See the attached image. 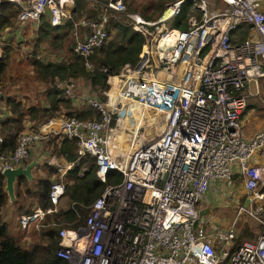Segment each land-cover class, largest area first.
<instances>
[{
  "label": "built area",
  "instance_id": "2783aa9c",
  "mask_svg": "<svg viewBox=\"0 0 264 264\" xmlns=\"http://www.w3.org/2000/svg\"><path fill=\"white\" fill-rule=\"evenodd\" d=\"M7 1L15 6L18 35L29 26V35L37 37L42 18L50 26L70 20L72 50L88 70L93 63L87 57L107 39L109 16L122 13L145 39L138 61L107 76L109 90L102 93L110 102L135 101L165 113L163 128L129 151L110 132L122 124L123 104L114 120L96 97L87 100L96 118L57 115L43 127L24 128L7 152L0 134V173L28 163L39 142L64 135L74 140L78 157H93L100 181L110 170L120 174L88 205L83 225L59 231L54 254L66 264H264V124L248 136L241 126L248 98L264 79V0H216L221 7L211 10L207 3L215 1L194 0L199 15L188 18L185 31L164 26L180 0L155 20L126 12L123 0H87L92 14L78 12L74 0ZM238 31L242 35L235 37ZM34 57L52 61L55 55L42 49ZM51 84L64 98L73 97L76 79L55 77ZM7 115L1 107L0 120ZM70 166L49 185L50 207L17 217L22 230L37 229L45 214L57 210ZM221 206L231 214L214 222ZM240 221L258 230L250 235Z\"/></svg>",
  "mask_w": 264,
  "mask_h": 264
},
{
  "label": "trees",
  "instance_id": "16d2710c",
  "mask_svg": "<svg viewBox=\"0 0 264 264\" xmlns=\"http://www.w3.org/2000/svg\"><path fill=\"white\" fill-rule=\"evenodd\" d=\"M125 1L123 0L124 3ZM172 1L176 0H155L151 5L145 3L141 6L126 3V12L136 13L144 20H155L165 5ZM74 2L78 12L93 13V8H83V0H74ZM192 9H194V0H183L177 12L168 19V28L185 31L189 26L188 18ZM95 10L94 16H96ZM15 12L12 2L5 0L0 4V31L10 25ZM108 25L107 39L87 57V60L93 63V68L88 70L84 65L85 59L72 50L73 39L63 43L67 32L69 36L73 35L71 21L67 19L61 25L50 26L45 19L40 20L36 31V42L44 40L51 45L52 49H57L55 50L57 53H53L55 58L52 61L42 59L31 61L36 78L45 83L47 87L43 97L44 101L42 104L22 108L21 103L14 97L5 96L3 98L8 115L0 120L2 151L7 152L13 148L16 135L24 129L25 119L41 122L57 117L55 113L60 114L59 110L62 108H71V99L61 97V90L51 84L53 78L84 79L96 94L98 101L103 102L105 96L102 92L109 87L106 82L107 76L117 74L124 64L133 66L138 61L144 36L131 27L128 18L122 13L111 14ZM60 51L63 52L62 56H58ZM6 55L7 51L4 52V56L0 57V78L6 70ZM99 66L106 67V70L99 71L97 69ZM97 113L95 107L84 103L79 110L70 109L63 115L87 119L96 118ZM46 144L47 146L51 144L53 153L71 163V166L64 171L62 180L64 190L59 201L64 198L65 202L61 204L59 202L55 212L44 215L39 227L34 230L35 238L29 240L26 246L20 244L22 232L18 230L15 232L17 234L8 232L6 224L0 219V264H66L62 258L54 254L55 247L60 241L59 231L75 229L83 225L88 205L106 184L120 180V174L110 170L105 174V181H100L95 174L96 165L93 157H78L74 140L64 135L53 136L46 140ZM55 174V168L48 166L43 175L33 177L30 181L23 176L16 177L14 202L17 216L30 213L35 207L45 209L51 206L48 190L53 179H57L54 177ZM3 186L4 178L0 173V210L7 201ZM17 227L19 229L18 223Z\"/></svg>",
  "mask_w": 264,
  "mask_h": 264
},
{
  "label": "rangeland",
  "instance_id": "374dc122",
  "mask_svg": "<svg viewBox=\"0 0 264 264\" xmlns=\"http://www.w3.org/2000/svg\"><path fill=\"white\" fill-rule=\"evenodd\" d=\"M154 1L155 0H126L125 2L127 4L129 3L130 5L133 4L136 6L137 5L141 6L145 3L151 5ZM207 1H215V3L213 4H211V2L207 3V6H206L207 10L209 9L211 10L214 7H221V3L219 1H216V0H207ZM170 3L165 5L162 12L165 10V8ZM88 7L90 6L87 0H83V8H88ZM161 14L157 18H159ZM76 15H78V12H76ZM198 15H199V12L195 9H192L190 11L189 18L192 17V18L197 19ZM168 23H169V20H166L164 22V26L167 28H168ZM19 27H18V21L15 19V15H14L13 20L10 22V25L8 26L9 28L8 31L10 32V35H8L9 37L7 39H0V57L4 56V52L7 51V55L5 56L7 65H6V70L4 72V75L0 78V92H3V93L11 92V91L19 92L20 99H18V101L21 103L22 108H27L26 106L27 100L29 101V103H30V99H32L31 103H35V102L40 103V101L43 102L44 101L43 97L45 93L44 90L47 88L45 83H43L42 81L36 78L33 72V69H32V65H31L32 59H35L34 56L39 50L45 49L44 50L45 52L57 53L55 51L57 49L55 48L52 49L51 45L47 41L42 40L40 42H36V37L33 38V36L29 35L28 33L29 26H25L24 28L20 29V35H18ZM23 31L24 33H22ZM1 32L2 31H0V34ZM241 35L242 34L240 31L235 33V37H240ZM71 39H73L72 36L71 35L69 36L67 32L63 43ZM4 45H6V47ZM64 55H65V52H64ZM17 79H18V82L16 81ZM83 81L84 80H80V82H83ZM258 82H259V89H258L259 93L256 94L255 96H250L248 98L247 105H246V108H245V111H244V114L241 120L242 132L244 133L245 136L250 135L253 131L262 127L264 124V79H261ZM17 85L18 87L14 88V86H17ZM254 90H255L254 85L251 82L249 84V91L253 93ZM77 91H79L78 93L80 95H83V90H76V92ZM107 91H105V93H107ZM103 95L105 96V99L102 102V104L104 105L105 109L111 112L110 113L111 117L114 116V120H115L116 118L115 112L121 106V103L123 104V102H120V104L117 102L115 103L113 101L110 102L104 93ZM30 96H32V98H30ZM61 97H64L62 93H61ZM95 97L97 98L96 94H95ZM82 106L83 105H81V107ZM123 107H126V106L123 104ZM79 109H76V110H79ZM67 111H69V109L64 108V110L61 111L60 115H63V113ZM55 114L58 115V113H55ZM119 119H120V122L123 124V120H121V114H120ZM32 128L35 129L34 127ZM140 134L141 132L139 131L136 138L139 139ZM114 137L117 139L116 136ZM43 142H44L43 145L45 149V154L42 157V159L39 161V164H38L39 170L36 171L34 169L32 171V178L43 175V173L47 170L48 166H53L55 168L56 174L54 177H57L58 174H61L62 172L61 170L63 166L57 160V155L52 152L51 144L47 146L46 140H43L42 143ZM117 142L120 145L118 140ZM121 148L123 150L124 147L121 146ZM58 168H60V170H58ZM64 173L65 172H63V175ZM14 192H15V188H13V193ZM59 202L61 204L62 202H65V199L63 198ZM15 208H16V204L14 200L12 202H8L7 200L4 207H2V209L0 210V219L2 222L6 224L8 232L15 233L17 230L19 232H22V235L20 236V238H23V239H21L22 241H20V244L22 245L24 244L23 246H26L29 240H31L32 238L33 239L35 238V234H33L35 228L33 226H28V228L24 231H21L22 229L20 227L18 229L17 212ZM57 209H58V206H57ZM213 214H214V218H213L214 222L215 221L219 222V219L222 216V214H229V215L231 214V209L227 206H221L217 208L216 212H213ZM225 220L227 219L224 218V221ZM239 227L242 228L246 233L250 235H253V233H256V231L258 230V228H256L254 223H250L249 221L248 222L240 221ZM250 235L248 236L243 235L242 239L244 241L247 239H250L249 238Z\"/></svg>",
  "mask_w": 264,
  "mask_h": 264
},
{
  "label": "bare ground",
  "instance_id": "6f19581e",
  "mask_svg": "<svg viewBox=\"0 0 264 264\" xmlns=\"http://www.w3.org/2000/svg\"><path fill=\"white\" fill-rule=\"evenodd\" d=\"M168 13L164 11L163 16ZM143 58V53L141 54ZM113 94L110 96L112 100ZM165 113L153 107L130 101L129 104L121 111V120L123 124L114 125L111 128L112 136H116L120 145L126 151L134 148L142 139L150 138L158 133L164 126ZM116 124V123H115ZM44 124H40L43 127ZM141 132L139 139L136 138L138 132Z\"/></svg>",
  "mask_w": 264,
  "mask_h": 264
},
{
  "label": "crops",
  "instance_id": "0c3cea01",
  "mask_svg": "<svg viewBox=\"0 0 264 264\" xmlns=\"http://www.w3.org/2000/svg\"><path fill=\"white\" fill-rule=\"evenodd\" d=\"M45 50V49H44ZM35 58V57H34ZM80 80H84V79H76V89L74 90V93H73V97L71 98V101H70V104H71V108L70 109H79L81 108V105H83L84 103H87V100L90 99V98H94L95 97V93L92 91V89L90 88L89 84L87 81H83V82H80ZM18 82V79L16 80ZM19 85V84H18ZM17 86H14V88L18 87ZM13 86V85H12ZM76 90H83V95H80ZM45 91V90H44ZM44 93V92H43ZM22 95V94H21ZM5 96H11V97H14L16 100L20 99V93L19 92H15V91H11V92H0V108L1 107H4L5 104H4V100L3 98ZM30 98H32V96H30ZM32 99H30V103L29 101L27 100L26 102V106H30V105H37V104H42V101H40V103L38 102H35V103H31ZM44 100V98H43ZM68 109V108H67ZM64 108L60 109V114H61V111H63ZM60 114H58V116H60ZM4 119V118H3ZM46 123V120L44 121H41V122H35V121H32V120H28V119H25L23 121V128H38L40 126V124H44ZM51 138V137H50ZM49 139V138H48ZM42 142H39L37 145H35L30 153H29V159L32 160V159H36L38 161H40L42 159V157L44 156L45 154V149H44V142L41 144ZM57 160L62 164V166H67L69 163L66 162L61 156L57 155ZM36 171L39 170V166L35 167L34 168ZM32 169V171L34 170ZM18 217V216H17ZM23 239V238H21ZM22 241V240H20Z\"/></svg>",
  "mask_w": 264,
  "mask_h": 264
},
{
  "label": "water",
  "instance_id": "95a60500",
  "mask_svg": "<svg viewBox=\"0 0 264 264\" xmlns=\"http://www.w3.org/2000/svg\"><path fill=\"white\" fill-rule=\"evenodd\" d=\"M183 0H180L178 5ZM39 164V161L36 159L30 160L28 163H26L24 166H17L15 168H6L1 171V175L4 178V186L3 189L5 191V194L7 196L8 202H12L15 200V195L13 193L14 188V182L16 177L23 176L26 180L30 181L32 178V169L37 167ZM201 214H205V209L200 211Z\"/></svg>",
  "mask_w": 264,
  "mask_h": 264
},
{
  "label": "clouds",
  "instance_id": "9594fccd",
  "mask_svg": "<svg viewBox=\"0 0 264 264\" xmlns=\"http://www.w3.org/2000/svg\"><path fill=\"white\" fill-rule=\"evenodd\" d=\"M179 6V5H178Z\"/></svg>",
  "mask_w": 264,
  "mask_h": 264
}]
</instances>
